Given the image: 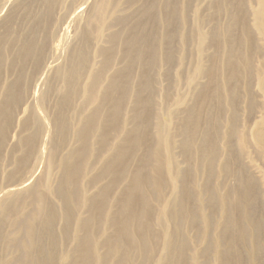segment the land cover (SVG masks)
<instances>
[{
  "label": "rangeland",
  "instance_id": "obj_1",
  "mask_svg": "<svg viewBox=\"0 0 264 264\" xmlns=\"http://www.w3.org/2000/svg\"><path fill=\"white\" fill-rule=\"evenodd\" d=\"M256 1L0 0V264H258Z\"/></svg>",
  "mask_w": 264,
  "mask_h": 264
},
{
  "label": "bare ground",
  "instance_id": "obj_2",
  "mask_svg": "<svg viewBox=\"0 0 264 264\" xmlns=\"http://www.w3.org/2000/svg\"><path fill=\"white\" fill-rule=\"evenodd\" d=\"M257 1H258V0H257ZM257 1H256V2H257ZM245 2H246V1H245ZM256 2H255V3H256ZM239 3H240V2H239ZM246 3H248V2H246ZM250 3H251V1H250ZM242 4H243V3H242ZM256 4H257V3H256ZM7 5H8V4H7ZM251 5H252V4H251ZM254 5H255V4H253V6H254ZM259 5H260V4H259ZM86 6H87V5H86ZM238 6H239V5H238ZM243 6H244V5H243ZM255 6H256V5H255ZM255 6H254V7H255ZM240 7H241V6H240ZM246 7H247V6H246ZM246 7H245V8H246ZM248 7H249V6H248ZM248 7H247V8H248ZM251 7H252V6H251ZM254 7H253V8H254ZM258 8H260V7H258ZM241 9H242V8H241ZM254 9H255V8H254ZM254 9H253V10H254ZM257 10H258V9H257ZM239 11H240V9H239ZM242 12H243V11H242ZM250 12H251V11H249V13H250ZM253 12H254V11H253ZM0 13H1V12H0ZM244 14H245V13H243V15H244ZM243 15H242V16H243ZM246 15H247V13H246ZM246 15H245V16H246ZM254 15H255V14H254ZM256 16H257V17H263V16H264V10L259 11V12L256 14ZM251 17H252V15H251ZM254 17H255V16H254ZM236 18H237V17H236ZM241 18H242V17H241ZM244 18H245V17H244ZM246 18H247V17H246ZM229 19H230V18H229ZM229 19H228V20H229ZM234 19H235V18H234ZM242 19H243V18H242ZM251 19H252V18H250L249 21H250ZM240 21H241V20H240ZM246 21H247V20H246ZM252 21H253V19H252ZM252 21H250V23H252ZM243 22H244V21H242V24H243ZM255 22H256V20H255ZM250 23L247 24V25L250 26ZM242 24H241V25H242ZM255 24H256V23H255ZM254 26H256V25L253 24V27H254ZM227 27H228V26H227ZM247 28H248V27H247ZM257 28H258V27H257ZM226 29H227V28H226ZM232 29H233V28H232ZM232 29H231V30H232ZM255 29H256V27H255ZM233 30H234V29H233ZM252 30H253V29H252ZM263 30H264V29H263ZM248 31H249V30H248ZM258 31H259V30H258ZM231 32H232V31H231ZM259 32H260V31H259ZM229 33H230V32H229ZM229 33H228V35H229ZM242 33H243V32H242ZM249 33H250V32H249ZM255 33H256V32H255ZM231 34H232V33H231ZM257 34H259V33H257ZM260 35H261V34H260ZM240 37H241V36H240ZM261 37H262V36H261ZM243 39H244V38H243ZM249 39H250V38H249ZM240 40L242 41V38H241ZM263 40H264V37H263ZM240 43H241V42H240ZM241 45H242V44H241ZM230 48H231V46H230ZM250 48H251V47H250ZM226 50H228V49H226ZM62 51H63V50H62ZM232 51H234V50H233V47H232V49H231V52H232ZM229 52H230V50H229ZM229 52H228V53H229ZM226 53H227V52H225V54H226ZM252 53H253V52H252ZM252 53L250 54L251 56L254 55V54H252ZM226 55H229V54H226ZM255 55H256V53H255ZM251 56H249V58H250ZM226 57H227V56H225V58H226ZM228 58H229V57H227V59H228ZM230 58H231V57H230ZM230 58H229V59H230ZM244 60H245V59H244ZM250 60L252 61V59H250ZM53 61H54V60H53ZM236 61H237V60H236ZM239 61H240V60H239ZM228 62H229V61H228ZM231 62H232V61H231ZM234 62H235V61H234ZM226 63H227V61H226ZM229 63H230V62H229ZM51 64H52V63H51ZM249 64H250V63H249ZM49 66H50V64H49L48 66L46 65V66L44 67V69H43V76H42L43 79L48 75V73H49V71H50V69H51V67H49ZM52 66H53V65H52ZM235 66H236V65H235ZM235 66H234V67H235ZM237 66H238V65H237ZM226 67L229 68L230 66L228 67V65H227ZM234 67H233V69H234ZM238 67H239V66H238ZM249 67H250V66H249ZM249 67H248V68H249ZM235 69H236V70H239V69H237V68H235ZM235 69H234V71L231 69L232 72H235V71H236ZM241 69H242V68H241ZM235 73H236V72H235ZM248 85H249V84H247V86H248ZM249 86H250V85H249ZM245 88H246V87H245ZM249 88H250V87H249ZM249 90H250V89H249ZM246 91H247V88H246ZM248 92H250V91H248ZM248 92H247V94H246L247 96H248ZM249 96H250V95H249ZM32 102H33V97L30 99V103H32ZM233 104H234V103H233ZM86 126H87V125H86ZM81 131H82V130H81ZM170 159H171V158H170ZM15 190H16V189H15ZM30 190H31V189H30ZM246 204H247V202H246ZM246 206H247V205H246ZM239 207H240V206H239ZM244 207H245V206H244ZM245 209H246V208H245ZM235 211H236V210H235ZM245 211H247V210H245ZM245 213H246V212H245ZM245 213H244V214H245ZM245 215H246V214H245ZM246 216H247V215H246ZM237 217H239V215H238ZM254 218H255V217H254ZM256 218H257V217H256ZM238 219H239V218H238ZM244 219H245V217H244ZM245 220L247 221V219H245ZM252 220H253V219H252ZM254 221H256V220H254ZM247 222H248V221H247ZM251 222H252V221H251ZM80 223H81V222H80ZM255 223H256V222H255ZM245 224H246V223H245ZM247 224H248V223H247ZM238 225H239V224H238ZM251 225H252V224H251ZM251 225H250V226H251ZM251 227H252V226H251ZM258 227H259V230L262 231V237H261V236L259 235V233H258L259 230L256 232V233L258 234V240H256V242H257V255H258V256H261V257H260V260L258 259V264H264V249H263V245H264V235H263V234H264V214H261V215H260V219H259V221H258ZM253 228H254V226H253ZM250 229H251V228H250ZM252 230H253V229H252ZM239 231L241 232L242 230H239ZM251 234H252V232H251ZM252 235H253V234H252ZM259 236L261 237L260 239H259ZM250 237H251V236H250ZM250 239H251V238H250ZM244 240H245V239H244ZM244 240H243V241H244ZM243 241H242V242H243ZM240 242H241V241H240ZM242 244H243V243H242ZM244 245H245V244H244ZM250 247H251V246H250ZM235 249H236V248H235ZM244 249H245V247H244ZM248 249H249V247H248ZM252 251H253V249H252ZM248 252H249V251L247 250V254L250 253V252H249V253H248ZM255 253H256V252H255ZM260 253H261L262 255H261ZM235 255H237V254H235ZM251 255H252V254H251ZM248 256H249V255H248ZM253 256H254V255H253ZM234 257H235V256H234ZM236 258H237V257H236ZM242 258H243V257H242ZM253 258H254V257H252V259H253ZM237 259H238V258H237ZM259 261H260V262H259ZM238 262H239V261H238ZM252 263H253V262H252ZM238 264H239V263H238ZM245 264H248L247 256H246V258H245Z\"/></svg>",
  "mask_w": 264,
  "mask_h": 264
}]
</instances>
